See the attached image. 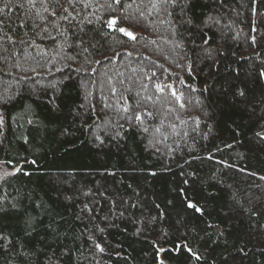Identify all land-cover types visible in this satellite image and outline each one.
<instances>
[{
  "label": "trees",
  "instance_id": "obj_1",
  "mask_svg": "<svg viewBox=\"0 0 264 264\" xmlns=\"http://www.w3.org/2000/svg\"><path fill=\"white\" fill-rule=\"evenodd\" d=\"M34 2L0 0V264H264V0Z\"/></svg>",
  "mask_w": 264,
  "mask_h": 264
},
{
  "label": "snow or ice",
  "instance_id": "obj_2",
  "mask_svg": "<svg viewBox=\"0 0 264 264\" xmlns=\"http://www.w3.org/2000/svg\"><path fill=\"white\" fill-rule=\"evenodd\" d=\"M47 2H48V0H42V3H47ZM66 2H67V4H68L69 7H73V9H74V4H75L76 0H66ZM80 2H84V0H80ZM113 2H114V3H119V0H113ZM164 2L175 4L176 0H164ZM28 3H30V4L32 5V7H35V2H34V0H28ZM57 3H59V0H57ZM86 6H87V5H86ZM7 7H8V5H7V3H6V4H5V8H7ZM61 7H63V5H61ZM2 11H3V10L0 9V12H2ZM44 11L47 12V11H48V8L45 7V8H44ZM64 11L67 12L68 9H67V8H64ZM52 15L55 16L56 13L53 12ZM63 19H68V16H67V15L64 16ZM0 23H2V21H0ZM115 23H116L115 20H111V21H109V27H112ZM21 26H24V25L22 24ZM119 31L122 32V33H124L125 35L129 36V38H132V39L135 38L134 35H133V33H131L130 31H127V30L124 29V28H120ZM9 39H10V37H9ZM261 75H264V72H262ZM137 119H139V116H137ZM3 120H4L3 116L0 115V124H3ZM261 138L264 139V136H262ZM9 163H11V161H9ZM31 163H35V161H31ZM20 170H21L20 168H17V169H16V171H20ZM7 174H8V173H6V175H7ZM26 174H27V173H26ZM188 206L191 207V208H195V205H193V204H189ZM196 210H197V211H200V209H196ZM29 223H31V221H29ZM97 247H99V245H97ZM183 247H184L183 245H178V246H177L178 249L183 248ZM101 250H103V249H101ZM160 251H164V250L161 249ZM186 251H187L188 253H190L192 256H195V258H196L197 260L200 259V257H199V256H196V254L193 253L191 249H186Z\"/></svg>",
  "mask_w": 264,
  "mask_h": 264
},
{
  "label": "rangeland",
  "instance_id": "obj_3",
  "mask_svg": "<svg viewBox=\"0 0 264 264\" xmlns=\"http://www.w3.org/2000/svg\"><path fill=\"white\" fill-rule=\"evenodd\" d=\"M4 173H5L4 170H0V177H1L2 175H4Z\"/></svg>",
  "mask_w": 264,
  "mask_h": 264
}]
</instances>
